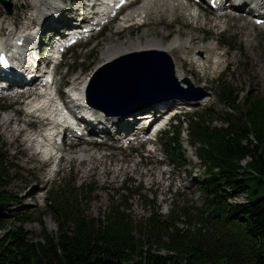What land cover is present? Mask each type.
<instances>
[{"label":"trees","instance_id":"obj_1","mask_svg":"<svg viewBox=\"0 0 264 264\" xmlns=\"http://www.w3.org/2000/svg\"><path fill=\"white\" fill-rule=\"evenodd\" d=\"M218 100L234 113L221 118L210 109L189 119L191 142L201 144L197 153L210 172L197 183L205 232H182L179 218L172 212L163 217L152 201L148 217L139 221L118 204L103 218L89 217L79 197L91 191L72 182L53 190L49 200L57 232L31 239L22 227L29 221L25 214L6 213L16 198L5 189L2 175L8 174L0 157V264H264V96L249 89L240 99L237 89L220 83ZM169 148L182 166V155ZM240 193L247 203H227Z\"/></svg>","mask_w":264,"mask_h":264},{"label":"rangeland","instance_id":"obj_2","mask_svg":"<svg viewBox=\"0 0 264 264\" xmlns=\"http://www.w3.org/2000/svg\"><path fill=\"white\" fill-rule=\"evenodd\" d=\"M6 1L12 4V14L7 16L0 4V27L4 23L7 24L8 20L10 22L15 20V15L20 16L22 13L26 15L22 9L24 6H31L30 1L32 0ZM72 1L75 9V5L77 4L76 0ZM127 10H125V12ZM8 17L12 18L10 19ZM120 21L121 20H119V22ZM33 22H35L33 19L27 20L25 22L26 28H22L20 31H30L34 26ZM116 24L110 25L107 31L97 39H92L84 46L77 47L69 52L64 59V66L60 69L58 74L62 76L64 74L63 71H65L67 67L69 70L76 69L78 73L84 70L85 75L90 74L93 69L103 61L101 52L104 50V44L120 43L124 41V39L132 38L134 35L137 36L144 31L143 26H133L132 30L134 31L131 32V35L128 34V31H125L120 38L115 39V36L112 35L114 38L107 41L106 37ZM181 25H183L181 21L155 24V28L149 31L147 38L154 37L155 39H162L163 44H167L171 36L173 38L178 35V29ZM189 25H191V23H189ZM188 28L189 27H184L183 25L180 35L188 36L191 33L190 28ZM1 29L7 30L6 27H2ZM195 29V33L198 35L195 42L200 43L201 41H208L205 43L207 44L209 42H214L209 41L214 39L219 43L218 47H221L222 52L225 53L223 60L229 63L227 65H222L219 70L211 72L208 77L200 76L197 73V68L187 64L183 67L182 64L183 69L188 68L190 70L188 75L192 77L194 83L197 85L204 84V87L212 93L210 100L206 101L205 106L212 103L211 106L214 107V110L219 112L220 115L226 113V110L216 103V87L217 81L220 78L235 88H252L256 92L258 91L260 95L264 96L263 33L250 30V25H245L243 28L239 29L236 24L229 25L224 33H220V31L224 29V27H221L216 33L213 31L214 27H212V25L203 22H197V28L195 27ZM245 31L252 32L250 37H246ZM142 37L143 39L141 38V40L144 41L146 36ZM225 66H227V69L224 71ZM73 77L74 75H68L64 80H71ZM57 79L59 80L60 77L58 76ZM241 95L242 97L244 96L243 93H240V96ZM6 105H8L7 102H0V107ZM198 107L200 108L203 106H197L195 108ZM12 111H18L22 116L17 117L9 115L12 118L15 117L17 121L13 122L16 120L14 118L8 127L2 125V121L5 120V118H0V151L6 155L5 163L7 166L14 164L17 168L14 170L13 175V170H7L8 177L2 175V178L8 179L6 190L12 193H19L21 201L18 205H12L8 209L14 210L16 208L15 210L18 209V211H22L29 215L31 221L25 224V229L30 233L29 237L39 239V234L43 229L47 232L56 229L54 222L50 216H48L49 214H44V217H41V213H45L42 199L54 180L49 179V173H46L42 168L43 165L37 162V157L39 156L37 155V157H34L27 149L24 140V131L22 130L23 132L17 138L13 137L12 131H17L22 125V129H24L25 124L23 122L24 117L21 107L14 106ZM17 122L22 123V125ZM215 123L220 124L219 121ZM183 128L185 129V127ZM183 144V150H185L188 144L185 141ZM156 148L161 151L157 156L145 149H138L136 153H133V151L128 148L122 150L109 148L91 149V147L80 145L75 149L65 150L61 167L66 175V182L75 180L77 185L83 181L91 184L95 183L91 199H86L83 202L85 212L89 216H94L96 218L100 217L105 213L111 203L118 202L119 204H124V202H126L127 205H130L129 212L131 216L138 219L142 216H146L149 209L146 200L150 199L155 200L156 207L160 209L163 215H168L171 211H174L175 215L180 219L184 217L181 211L185 209H187L189 213H196L201 207L203 199L201 196L196 197L198 192L193 181H190V178H186L185 176V172L188 173V171H192L191 165L188 164L184 169L186 171L178 170L170 164L171 160L162 152V146L156 145ZM94 150L106 151V153H97ZM66 153H68L67 157L65 155ZM140 155L144 158L139 157ZM186 156L190 157L191 152L186 151ZM194 174H196L195 180L203 174V168H197ZM134 190H139L140 196H138ZM39 217L42 219L43 227L36 222Z\"/></svg>","mask_w":264,"mask_h":264},{"label":"bare ground","instance_id":"obj_3","mask_svg":"<svg viewBox=\"0 0 264 264\" xmlns=\"http://www.w3.org/2000/svg\"><path fill=\"white\" fill-rule=\"evenodd\" d=\"M57 1H59V0H57ZM80 1L81 0H76L77 4L75 5V9H77L79 6H81L82 3H80ZM51 2H54V1L53 0H32V1H30V3L32 4V7L34 8V11H35L33 13H34V18L36 20H37V18H42L43 8L46 6V3H51ZM153 3L154 4H150V0H143L141 5L134 7L132 10L128 11L127 13H125L122 16V19H120L121 21L119 22L118 30H119V28H123L126 23L131 22V24L142 23V25L145 26L144 31L141 34H138L137 36L134 35V37H132V38H126V39H124V41H121L120 43H114V44L113 43L112 44L107 43L106 46L104 45L105 48L101 52V57L103 59L102 63L105 60H109L110 58H112L118 54L124 53V52L136 51V50L147 49V48L163 49L166 52H171L173 54V56H172L173 63L172 64H173L174 69L176 67L175 75H176L177 81L180 82L181 84H185L184 79L186 77H185V74L182 72V71H184V69L182 68V62H181L182 58L187 60V58H185V56L189 52V54H188L189 55V63L195 64V61H194L195 56H199L204 61V66H206L208 63V57L205 56L206 51L201 50L200 49L201 46L190 47V43H192L193 40L198 38V35H196V33H195L196 29H194V27L190 28L191 33L188 36H186L184 38H179L181 28L183 27V25H181L178 29L179 33H178L177 37L174 36L172 39H170L168 41L167 44H164V45L162 44L163 43L162 39H155L154 37L147 38L149 31L150 30L152 31L153 28H155L154 24L157 22L156 18L158 16V14H157V8L158 7L165 8L168 12H170V10L175 7V3H176V5L178 7L181 6L180 8H183L182 7L183 3L180 0H173V1H171V0H153ZM57 4H58V2H56V5ZM159 4H166L170 10H168L165 6H162ZM260 4H261V6L259 8H262L264 6V3L260 1ZM153 6H155V9H153ZM75 9L70 11V14H73ZM173 10L174 11L172 13L168 14L169 21H171V19L177 18L176 17L177 12H179L181 14L182 22L187 23V24H188V22H191L190 19L194 20L196 18L195 8H193V7L191 9L184 8V9L179 10L178 8H176ZM49 12H51L50 9L48 10V13ZM147 14L150 15L148 18L146 17ZM185 14H187V16H185ZM105 15H106V12L102 13L101 17H105ZM149 19H151V20H149ZM19 20H20V17L15 21V24L17 22H19ZM194 23H196V22H194ZM10 30L13 31V30H15V28L13 27ZM118 30L115 31L114 33L118 32ZM128 34L131 35V32L129 31ZM23 36H26L27 38H29L27 34H23ZM142 36H146L145 37L146 39L144 41L141 40V38L143 39ZM212 43L213 42H209V43L205 44L207 51H209V49L214 48ZM6 47L10 48L11 46H6ZM177 53H178V55H177ZM181 55H184V57H181ZM214 55H219V57L217 56L218 57L217 59H211V63H210L211 69H215V67L220 64V59L222 57V55H220V52H216V53H214ZM175 60L176 61L180 60V62H181L180 67L181 68L177 67ZM79 79H80V77L77 76L74 78V80L72 82V84L75 85V87L77 88V89L75 88L74 100L78 101V102L82 101V99L84 97V92H86L88 77H85L83 81H81ZM163 81L165 83L168 82V80H166V79H164ZM163 88H165L164 85L162 86V89ZM116 96H118V94H116ZM45 100H47V98ZM36 106H37V104L33 105L32 110H35ZM144 117H147V116L146 115L142 116V118H144ZM14 118H12L10 116L5 118V120L2 121V125L5 127H8L9 124L14 120ZM22 128L23 127L18 129L17 131H12V135L14 138H17L18 136H20L21 132L24 131V129H22Z\"/></svg>","mask_w":264,"mask_h":264},{"label":"snow or ice","instance_id":"obj_4","mask_svg":"<svg viewBox=\"0 0 264 264\" xmlns=\"http://www.w3.org/2000/svg\"><path fill=\"white\" fill-rule=\"evenodd\" d=\"M0 61H2V58H0Z\"/></svg>","mask_w":264,"mask_h":264}]
</instances>
